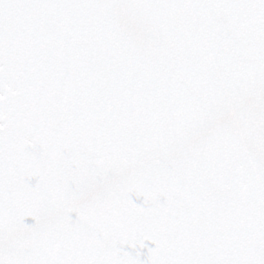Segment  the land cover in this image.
<instances>
[{
	"label": "snow or ice",
	"instance_id": "obj_1",
	"mask_svg": "<svg viewBox=\"0 0 264 264\" xmlns=\"http://www.w3.org/2000/svg\"><path fill=\"white\" fill-rule=\"evenodd\" d=\"M0 264H264V0H0Z\"/></svg>",
	"mask_w": 264,
	"mask_h": 264
}]
</instances>
